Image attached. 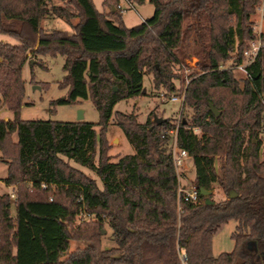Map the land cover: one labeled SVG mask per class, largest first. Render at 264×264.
<instances>
[{
  "label": "trees",
  "instance_id": "obj_1",
  "mask_svg": "<svg viewBox=\"0 0 264 264\" xmlns=\"http://www.w3.org/2000/svg\"><path fill=\"white\" fill-rule=\"evenodd\" d=\"M119 1L104 0L106 13L93 0H0V33L16 40L0 41V107L12 113L0 118L2 180L15 193V217L9 195H0V264H181L180 254L186 264H264V29L244 78L221 68L242 59L262 0H149L153 15L131 27L112 11ZM55 18L71 30L43 26ZM189 37L201 68L183 95L189 118L158 123L149 113L139 122L113 111L144 95L147 73L154 88L173 92V67L190 56ZM28 53L61 55L67 92L52 103L90 98L98 122L21 119ZM111 117L134 148L116 162L108 154ZM171 130L192 160L195 201L179 192ZM215 185L224 198L214 200ZM78 214L94 219L71 229ZM229 220L237 222L233 248L215 256L212 237ZM105 223L110 248L101 246ZM72 239L84 247L68 252Z\"/></svg>",
  "mask_w": 264,
  "mask_h": 264
},
{
  "label": "rangeland",
  "instance_id": "obj_2",
  "mask_svg": "<svg viewBox=\"0 0 264 264\" xmlns=\"http://www.w3.org/2000/svg\"><path fill=\"white\" fill-rule=\"evenodd\" d=\"M104 0H93V3L97 10L108 13L109 8L103 7ZM149 0H146L143 4L132 3L131 0H120L118 5L112 9L122 15L123 20L127 26H134L143 20L151 17L154 12V6L151 5ZM261 4L264 7L262 0ZM259 8V7H258ZM251 15L253 21V30L264 29V9L260 11L258 9ZM76 19L74 20V22ZM43 26L46 29L51 27H57L60 29L71 30V28L60 18H55L50 22H43ZM0 39H4V42L14 44L16 40L7 35L0 33ZM192 37L186 41V51L190 53V56L184 58L182 62L175 63L173 67V73L176 77L173 78V84L175 90L168 92L162 88H154L151 79L152 74L147 73L144 76L143 85L145 88L144 95L138 98H131L118 101L113 108V111H121L125 113H134L137 116L139 122H144L149 113L157 118H169L175 124H178L180 119L189 118L192 110L188 106H184L183 95L185 88L192 78V75L201 72L200 65L198 63V57L193 54L191 50ZM235 53H233L234 55ZM64 58L61 55L50 54H36L30 55L28 53L27 59L22 68V78L25 81V95L23 98V106L20 109L19 116L24 120H54V121H86L96 123L99 120V113L94 107L90 98L79 99L71 104H53L55 99L63 97L67 89L61 87L65 71L63 70ZM232 59H228L221 65V68H229L233 71L237 78H244L243 71L237 69ZM177 96L178 100L171 101L172 96ZM264 101V96H263ZM79 110H81L82 118L79 117ZM12 117V113L5 107L0 109V118L5 116ZM6 119V118H4ZM99 130V127H95ZM199 133V129L195 130ZM172 135V134H171ZM107 136L110 144L108 154L112 162H116L121 156L127 154H133L134 148L130 144L129 140L123 134L121 129L114 123L113 117L109 120L107 128ZM259 138L264 146V132H259ZM114 137V138H113ZM110 138V139H109ZM112 138L114 140H112ZM16 140V136H12V141ZM171 144V143H170ZM98 157L95 156L94 161L97 162ZM70 164L82 169L86 173L93 176L99 185L101 182L97 175L79 166L72 161ZM178 171L179 182L184 185L186 189L193 186L194 180V168L191 158H187L185 166ZM7 174V162L5 157L0 151V195L8 194L10 198V213L12 217H15V193L11 186H7L3 182V178ZM214 200H219L225 197L222 190L216 185L213 188ZM94 219L93 215L78 214L71 222L70 228L75 229L82 224L83 220ZM237 222L235 220H229L228 222L221 224L212 237V252L216 256L221 252H229L233 248V240L230 235L234 231ZM102 229L101 246L103 248H110L115 246V242L112 239L111 230L105 223ZM85 243L81 240H70L68 252H72L77 248L84 247Z\"/></svg>",
  "mask_w": 264,
  "mask_h": 264
},
{
  "label": "built area",
  "instance_id": "obj_3",
  "mask_svg": "<svg viewBox=\"0 0 264 264\" xmlns=\"http://www.w3.org/2000/svg\"><path fill=\"white\" fill-rule=\"evenodd\" d=\"M258 9H260V11H263V5L261 4ZM261 31H258L256 29L253 30L255 37L247 43V46L243 50L242 59L239 62L233 61V63L231 64V66L234 65L237 69L243 71L245 75H247L246 66L249 65L255 59L259 50L263 46V42L260 37ZM170 100L176 101L178 100V97L174 95L170 98ZM193 130L194 132H196L195 130H197V128L195 127ZM170 134H172V141L169 150L172 156L173 165L175 167V170L177 171L185 166L186 159L189 158V155L184 149H181L177 146L175 131L171 130ZM179 192L183 193L184 200H197V190L194 186H191L189 189H186L185 186L181 185L179 182ZM180 261L181 264H186L184 254H180Z\"/></svg>",
  "mask_w": 264,
  "mask_h": 264
},
{
  "label": "water",
  "instance_id": "obj_4",
  "mask_svg": "<svg viewBox=\"0 0 264 264\" xmlns=\"http://www.w3.org/2000/svg\"><path fill=\"white\" fill-rule=\"evenodd\" d=\"M113 89L116 90V87H113ZM142 92H143V93L145 92V88L142 89ZM211 109H212V111H213L215 114H218V112H217L213 107H211ZM81 118H82V114H81V110H79V117H78V119H81ZM155 119H156V121H157L158 123H160V122H162V121L164 120V118H157V117H155ZM200 192H201L202 195L205 196V202H206V203H210L211 200L208 198V194L210 193V191L201 188V189H200ZM233 195H236V193H233L232 191L229 192V197H232Z\"/></svg>",
  "mask_w": 264,
  "mask_h": 264
},
{
  "label": "crops",
  "instance_id": "obj_5",
  "mask_svg": "<svg viewBox=\"0 0 264 264\" xmlns=\"http://www.w3.org/2000/svg\"><path fill=\"white\" fill-rule=\"evenodd\" d=\"M0 41H5V40H4V39H0ZM3 108H4V107H0V109H3ZM4 118L9 119V118H11V117H9V116L6 115ZM107 137H108V136H107ZM113 138H114V137H113ZM113 138H112V140H114ZM109 139H110V138H109Z\"/></svg>",
  "mask_w": 264,
  "mask_h": 264
}]
</instances>
